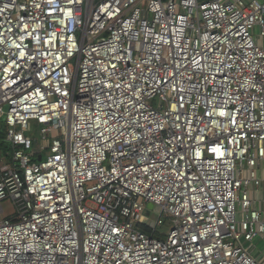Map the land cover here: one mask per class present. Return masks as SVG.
Instances as JSON below:
<instances>
[{
    "label": "built area",
    "instance_id": "2783aa9c",
    "mask_svg": "<svg viewBox=\"0 0 264 264\" xmlns=\"http://www.w3.org/2000/svg\"><path fill=\"white\" fill-rule=\"evenodd\" d=\"M0 118V264H264V0H0Z\"/></svg>",
    "mask_w": 264,
    "mask_h": 264
},
{
    "label": "rangeland",
    "instance_id": "374dc122",
    "mask_svg": "<svg viewBox=\"0 0 264 264\" xmlns=\"http://www.w3.org/2000/svg\"><path fill=\"white\" fill-rule=\"evenodd\" d=\"M95 1H98V0H95ZM155 106H157V102L155 101L154 102ZM2 125H5V122H4V119L3 118H0V126ZM41 128L40 125L38 124H34L33 125V133L32 134H29L31 136H35V134L37 132H39V129ZM8 145V143H7ZM8 150L7 151H10V146L8 145ZM3 154H5V152L2 151ZM2 206H3V210H4V214L3 213H0V221L5 218V217H10L12 214H13V207H12V204H11V200H5L2 202ZM149 208L148 212L151 211V209L153 208V205L152 204H148L147 206ZM172 227V225H169L168 223L164 224L162 226V229H167L169 230L170 228ZM256 248L254 250L255 252V255H261V256H264V240H256Z\"/></svg>",
    "mask_w": 264,
    "mask_h": 264
},
{
    "label": "trees",
    "instance_id": "16d2710c",
    "mask_svg": "<svg viewBox=\"0 0 264 264\" xmlns=\"http://www.w3.org/2000/svg\"><path fill=\"white\" fill-rule=\"evenodd\" d=\"M5 134H6V127L5 125H2L0 126V150L6 153L9 148L7 142L5 141ZM146 231L148 233L151 232L150 229H146Z\"/></svg>",
    "mask_w": 264,
    "mask_h": 264
},
{
    "label": "water",
    "instance_id": "95a60500",
    "mask_svg": "<svg viewBox=\"0 0 264 264\" xmlns=\"http://www.w3.org/2000/svg\"><path fill=\"white\" fill-rule=\"evenodd\" d=\"M42 159V157H38V160H41Z\"/></svg>",
    "mask_w": 264,
    "mask_h": 264
}]
</instances>
